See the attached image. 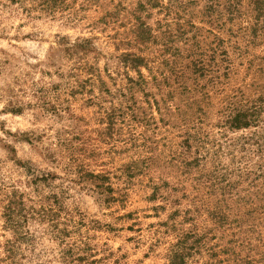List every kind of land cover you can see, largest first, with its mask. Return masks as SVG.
Returning a JSON list of instances; mask_svg holds the SVG:
<instances>
[{
    "label": "rangeland",
    "instance_id": "374dc122",
    "mask_svg": "<svg viewBox=\"0 0 264 264\" xmlns=\"http://www.w3.org/2000/svg\"><path fill=\"white\" fill-rule=\"evenodd\" d=\"M137 1L0 0V264H168L177 247L186 264L264 263V27L192 18L216 77L159 110L134 90L132 116L120 53ZM256 97L258 127L223 126L227 102Z\"/></svg>",
    "mask_w": 264,
    "mask_h": 264
},
{
    "label": "trees",
    "instance_id": "16d2710c",
    "mask_svg": "<svg viewBox=\"0 0 264 264\" xmlns=\"http://www.w3.org/2000/svg\"><path fill=\"white\" fill-rule=\"evenodd\" d=\"M186 3L177 0H139L131 10L130 35L124 41V44L129 45L130 48L121 52L120 55L125 69L134 71L136 75L134 79L127 77L129 84L126 87L129 91L128 101L133 102L131 106H126V109L132 116H137L140 110V107L134 106V90H153L154 92L150 93L151 103L155 110H159L160 103L165 102V95L176 89L182 92L197 90L200 85L199 80L216 77L211 75V72L215 74L220 63L212 65L204 59L206 50L204 51L200 46V36L197 34L202 29L195 26L192 18H198L200 22L207 23L216 31L225 24L234 25L239 21V24L246 23L251 27L252 35L258 34V31L264 27V0H251L253 9L248 11L247 15L239 10L241 0H225L219 9L218 0H207L194 14L193 9L183 11ZM179 4L183 5L179 7ZM154 5L157 7V12H163V17L156 19L152 27L146 19L150 17V10ZM176 7L181 8L180 11L173 10ZM243 17H246V21L242 22ZM247 25L243 30L248 28ZM239 26L242 28V25ZM213 36L216 40H220L216 34ZM216 52L220 54L224 53V50L214 47L212 53ZM141 69L146 71V76ZM187 80L191 85L186 86ZM257 98L259 97H256L254 101L227 102V109L221 119L223 126L228 129L258 127L263 104ZM146 101L150 106V102ZM106 118L110 119V115L107 114ZM258 140L255 136L252 145H255V152L262 153L263 149ZM253 205L254 210L264 214V190L262 198ZM55 212L57 210L49 211L48 214L52 213L51 217H53L57 214ZM62 233L63 229L56 232L59 236H62ZM184 254L181 248L171 249L167 256L168 264H186ZM69 259L73 262L81 258L70 256Z\"/></svg>",
    "mask_w": 264,
    "mask_h": 264
}]
</instances>
